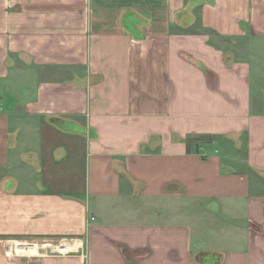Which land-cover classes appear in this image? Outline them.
Returning a JSON list of instances; mask_svg holds the SVG:
<instances>
[{"label": "crops", "instance_id": "obj_1", "mask_svg": "<svg viewBox=\"0 0 264 264\" xmlns=\"http://www.w3.org/2000/svg\"><path fill=\"white\" fill-rule=\"evenodd\" d=\"M264 0H0V264H264Z\"/></svg>", "mask_w": 264, "mask_h": 264}, {"label": "rangeland", "instance_id": "obj_2", "mask_svg": "<svg viewBox=\"0 0 264 264\" xmlns=\"http://www.w3.org/2000/svg\"><path fill=\"white\" fill-rule=\"evenodd\" d=\"M253 45L250 53L251 93L253 102H264V43L259 45L254 39L249 40Z\"/></svg>", "mask_w": 264, "mask_h": 264}]
</instances>
